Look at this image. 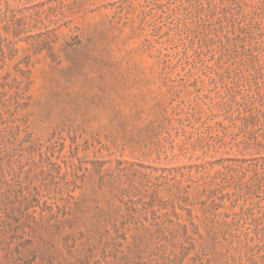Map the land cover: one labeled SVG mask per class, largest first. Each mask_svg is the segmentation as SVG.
<instances>
[{"label": "rangeland", "instance_id": "obj_1", "mask_svg": "<svg viewBox=\"0 0 264 264\" xmlns=\"http://www.w3.org/2000/svg\"><path fill=\"white\" fill-rule=\"evenodd\" d=\"M0 0V264H264V0Z\"/></svg>", "mask_w": 264, "mask_h": 264}, {"label": "trees", "instance_id": "obj_2", "mask_svg": "<svg viewBox=\"0 0 264 264\" xmlns=\"http://www.w3.org/2000/svg\"><path fill=\"white\" fill-rule=\"evenodd\" d=\"M51 1H56L58 3L62 2V0H40L38 1L39 4H45V3H49Z\"/></svg>", "mask_w": 264, "mask_h": 264}]
</instances>
